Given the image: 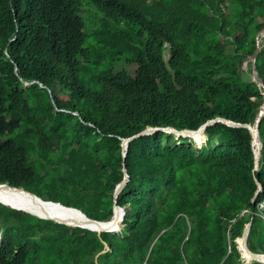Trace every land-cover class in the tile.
<instances>
[{
	"label": "trees",
	"instance_id": "obj_1",
	"mask_svg": "<svg viewBox=\"0 0 264 264\" xmlns=\"http://www.w3.org/2000/svg\"><path fill=\"white\" fill-rule=\"evenodd\" d=\"M263 29L264 0H0V182L107 220L130 176L118 232L0 203V264H245L250 221L264 253V116L256 173L250 129L222 121L201 145L158 130L122 148L150 127L253 124L263 88L243 62ZM256 70L264 81V44Z\"/></svg>",
	"mask_w": 264,
	"mask_h": 264
},
{
	"label": "water",
	"instance_id": "obj_2",
	"mask_svg": "<svg viewBox=\"0 0 264 264\" xmlns=\"http://www.w3.org/2000/svg\"><path fill=\"white\" fill-rule=\"evenodd\" d=\"M263 44H264V29L261 32H259L257 35V49H256V51L252 55H249L244 60V68L247 71V73L250 75L251 79L260 88H263L262 93L264 96V81L258 76V72L256 70V59L258 57V54H259L260 49L262 48ZM250 61H252V70L249 69V62ZM263 116H264V102H263L262 106L260 107V111H259V113H258L253 124H251V123H240V122H235L233 120H229V119L224 118V117H217L215 119H211V120L207 121L197 130H191V129L178 130L172 126L165 127V128H163V127L145 128L141 132H139V133H137L131 137L122 138V140H123L122 145H123V150H124L123 156L125 157L127 154L129 142L133 138L139 137L141 135L149 134V133H152V132L158 131V130H163V131H168V132H174L178 136H180V135L190 136V137H193L194 139H196V137H198V136L205 135L206 128L210 124H212L216 121H222V122H224L230 126H244V127H247L250 129V131L252 133V137H253V149H254V153H255L254 173H256V171H258L260 168V158H261L262 149H263V142H262L261 137H260V121H261ZM129 178H130V176L127 172V169L124 168V179L121 183H119L117 185V187L115 189V193H114L115 204H114V209H113L114 213H113V216L109 220L100 221V220L92 219L86 213H84L81 209L66 206L60 202L45 200L41 196H39L38 194H36L32 191H29L24 187L13 186L8 182L0 183V191H5V192L10 191L11 192V189H14V190H17L18 192H20L22 195H24V193L29 195V196H27V198L24 196V199H29L32 202L38 201L40 203H46V204L48 203V204H52L54 206H59L60 208H66V209L74 210L80 216H82V218L72 220L70 222H66V221H63V220L58 219V218H54V217H50V216H46V215H39L37 213H34L33 211H30L28 209H24L20 206H17V205L15 206L13 204L6 203L3 200H0V203L4 204L5 206L11 207L13 209L22 210V211L28 212L30 214L36 215L39 218L53 220L57 223H60V224H63V225L69 226V227L86 228V229H90L92 231H96L99 234H101L102 232H113V231L120 229V227L123 223L125 214H126V208L118 205L116 203L117 202L116 198L118 197L119 193L122 191V189L124 188V186L128 182ZM255 180H256L258 188L255 192V195L253 197L252 202H253V204L256 205L260 194L264 190V186L260 182L258 177L255 176ZM24 199L22 198L21 201L25 202ZM34 204L40 205L39 203H35V202H34ZM94 225H96V227H94ZM250 227H251V221L249 223H247L245 228H244V232H243V235H242L241 240H240V242L242 241V246H240L239 240L238 239L236 240L238 243V251H239L238 253H240L241 249L243 248L244 251H246L247 253H249L251 255L250 260L259 261V262L264 263V253L255 251L249 247L248 235H249ZM106 247H108L107 244H106Z\"/></svg>",
	"mask_w": 264,
	"mask_h": 264
},
{
	"label": "bare ground",
	"instance_id": "obj_3",
	"mask_svg": "<svg viewBox=\"0 0 264 264\" xmlns=\"http://www.w3.org/2000/svg\"><path fill=\"white\" fill-rule=\"evenodd\" d=\"M24 196L27 198V194L24 193L22 195L17 190L11 189V192H5L0 191V200H3L6 203H10L13 205L20 206L24 209H28L30 211H33L34 213H37L39 215H46L54 218L61 219L66 222H70L72 220L80 219L82 216H80L77 212L74 210L66 209V208H60L59 206H54L52 204H46V203H40L38 201H30L29 199H24ZM24 199L25 202H22L21 199ZM35 203H39L40 205H36ZM96 227V225H94ZM239 242L241 238L238 239ZM240 246H242V241L240 242ZM243 256V260L248 262L251 259V255L243 250V248L240 251Z\"/></svg>",
	"mask_w": 264,
	"mask_h": 264
},
{
	"label": "clouds",
	"instance_id": "obj_4",
	"mask_svg": "<svg viewBox=\"0 0 264 264\" xmlns=\"http://www.w3.org/2000/svg\"><path fill=\"white\" fill-rule=\"evenodd\" d=\"M86 29V28H85ZM17 69V68H16ZM26 84H29L28 82H26ZM124 138V137H123ZM128 138V137H127ZM193 138V137H192ZM194 139V138H193ZM195 140V139H194ZM196 141V140H195ZM122 143H123V140H122ZM122 148H123V145H122ZM124 151V150H123ZM123 181V180H122ZM121 181V182H122ZM121 182H119V183H121ZM0 183H5V182H0ZM9 183V182H8ZM118 183V184H119ZM11 184V183H10ZM117 184V185H118ZM12 185V184H11ZM117 185H116V187H117ZM13 186H15V185H13ZM18 187H24V186H18ZM116 187H115V189H116ZM125 187V186H124ZM24 188H26V187H24ZM27 189V188H26ZM115 189H114V193H115ZM27 190H29V189H27ZM29 191H31V190H29ZM32 192H34V191H32ZM263 192V191H262ZM34 193H36V192H34ZM36 194H38V193H36ZM120 194V193H119ZM39 195V194H38ZM40 196V195H39ZM42 197V196H41ZM263 197H264V195H263ZM43 199H45L44 197H42ZM117 199V198H116ZM45 200H47V199H45ZM260 200V199H259ZM259 200H257V202L259 201ZM51 201H54V200H51ZM117 201V200H116ZM55 202H57V201H55ZM61 203V202H60ZM117 203V202H116ZM2 204V203H1ZM63 204V203H62ZM114 204H115V198H114ZM118 204V203H117ZM2 205H4V204H2ZM65 205V204H64ZM119 205V204H118ZM5 206V205H4ZM67 206V205H66ZM256 206H257V203H256ZM6 207H8V206H6ZM70 207H72V206H70ZM123 207V206H122ZM9 208H11V207H9ZM75 208H77V207H75ZM126 208V207H125ZM11 209H13V208H11ZM78 209H80V208H78ZM113 209H114V207H113ZM14 210H16V209H14ZM82 210V209H81ZM17 211H22V210H17ZM83 211V210H82ZM23 212H25V211H23ZM84 212V211H83ZM26 213H28V212H26ZM85 213V212H84ZM113 213H114V210H113ZM257 213L259 214V212H258V210H257ZM33 215V214H32ZM126 215V214H125ZM36 216V215H35ZM113 216V215H112ZM111 216V217H112ZM38 217V216H37ZM91 218V217H90ZM125 218V217H124ZM42 219V218H41ZM92 219H95V218H92ZM110 219V218H109ZM109 219H107V220H109ZM48 220V219H47ZM96 220H98V219H96ZM53 221V220H52ZM100 221H103V220H100ZM55 222V221H54ZM123 222H124V220H123ZM57 223V222H56ZM60 224V223H59ZM63 225V224H62ZM124 224L122 223V225H121V227H120V229H118V230H116V231H113V232H118V231H120L121 230V228H122V226H123ZM66 226V225H65ZM69 227V226H68ZM72 228H75V227H72ZM86 229V228H85ZM90 230V229H89ZM92 231V230H91ZM94 232H96V231H94ZM98 233V232H97ZM103 233V232H102ZM101 233V234H102ZM99 234V233H98ZM2 232H0V246H1V243H2ZM106 242H105V247H106ZM108 245V244H107ZM107 249L109 248V247H106ZM103 251H105V250H103ZM102 251V252H103ZM147 259V262H148V264H149V255H147L146 256V258L145 259H143V260H146ZM143 260H141V261H143ZM141 261H138L136 264H138L139 262H141ZM252 260H250V261H248V262H246V261H244V263L245 264H249L250 262H251Z\"/></svg>",
	"mask_w": 264,
	"mask_h": 264
},
{
	"label": "rangeland",
	"instance_id": "obj_5",
	"mask_svg": "<svg viewBox=\"0 0 264 264\" xmlns=\"http://www.w3.org/2000/svg\"><path fill=\"white\" fill-rule=\"evenodd\" d=\"M81 14H82V16H84L85 18L86 17H90L91 15H90V13H88L87 14V16L86 15H84V12H83V10L81 11ZM92 25H89L88 24V22H87V26H86V31H87V33L89 34V36H91L92 35ZM243 67H244V62H243ZM242 67V68H243ZM205 139H206V136L205 135H203V136H198V137H196V144H198V145H201L202 143H204V141H205ZM47 189H50L49 188V186L47 187ZM41 195H46V193L44 192V193H40ZM46 197H50V196H47L46 195ZM14 234V232H12V235ZM105 252V251H104ZM95 261L97 262V260H96V258H95Z\"/></svg>",
	"mask_w": 264,
	"mask_h": 264
},
{
	"label": "built area",
	"instance_id": "obj_6",
	"mask_svg": "<svg viewBox=\"0 0 264 264\" xmlns=\"http://www.w3.org/2000/svg\"><path fill=\"white\" fill-rule=\"evenodd\" d=\"M257 210L259 212V215H261L264 218V197H262L257 202ZM138 264H148L147 259L139 262Z\"/></svg>",
	"mask_w": 264,
	"mask_h": 264
}]
</instances>
